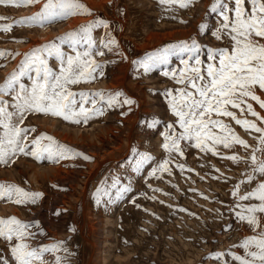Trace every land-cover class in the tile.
<instances>
[{"label": "rangeland", "instance_id": "1", "mask_svg": "<svg viewBox=\"0 0 264 264\" xmlns=\"http://www.w3.org/2000/svg\"><path fill=\"white\" fill-rule=\"evenodd\" d=\"M95 1L96 5H93L88 0H80L91 14L74 15L46 26L15 25L16 21L39 13L46 0L28 7L0 6V16L8 18L0 21V25L13 24L8 33L0 31V52L9 54L0 57V84L18 69L23 55L32 49L58 42L60 37L94 20H104L109 25L107 29L97 27L92 31L96 47L105 53L94 56V59L104 67L97 71L96 79L71 88L75 92L90 94L122 92L124 96L121 99L126 97L134 101L123 107L106 108L103 115L80 123L42 113L29 114L22 125L36 129L29 134V141L41 135L51 136L81 155L51 161L19 154L8 165H0V184L15 185L40 194L35 203L21 205L8 201L7 197L0 199V219L15 217L23 223L36 225L29 230L36 234L31 241L33 245L50 246L63 242L72 254L68 257L70 264H111L120 259L130 260L129 264H220L212 258L215 253L231 251L243 256L244 251L238 245L253 232L230 210L235 203L231 196L233 186L246 179L244 173L247 168L243 163L237 165L189 147L184 157L177 156L170 163L171 175L163 173L162 178L157 179L151 174L157 162L167 158L163 149L164 133L169 131L167 125H174L177 132L182 131L168 105L170 97L164 95L167 90L180 86L163 73L183 66L173 57L170 65L145 71L140 62L190 38L203 46L202 59L205 62L207 48L228 46L226 40H217L212 35L219 23L216 14L210 12L213 0H186L188 8L175 5L174 10L169 11L167 5H160L157 0ZM201 24L207 25L206 31L199 30ZM175 29L179 32L172 37L150 38L153 33ZM109 37L115 40V44L110 45L111 51L103 47ZM62 47L68 50L67 45ZM11 54H15L14 57ZM49 63L56 67L54 58ZM257 94L264 99V94L259 91ZM249 102L264 117V109L255 101ZM97 106L101 104L98 102ZM85 107L90 108L91 104ZM233 111L239 115L238 110ZM248 118L255 119L250 115ZM220 119L230 124L249 145H257L252 136L258 134L248 135L229 118ZM258 126L264 124L258 122ZM64 127L78 132L75 136L70 133L78 143L64 140L59 134L65 132ZM144 155L153 159L136 171V161ZM221 155L246 158L248 152L238 145L234 151L221 146ZM84 156L89 159L84 160ZM179 163L185 164L184 172L176 167ZM247 188V184L241 185V193ZM152 189L161 191L153 192ZM91 225L92 228L89 227ZM0 249L4 255L9 254L3 240H0ZM46 255L52 259L50 254Z\"/></svg>", "mask_w": 264, "mask_h": 264}, {"label": "snow or ice", "instance_id": "2", "mask_svg": "<svg viewBox=\"0 0 264 264\" xmlns=\"http://www.w3.org/2000/svg\"><path fill=\"white\" fill-rule=\"evenodd\" d=\"M37 3L40 0H0V6L17 8ZM158 3L167 5V10H174L175 5L180 8L188 6L185 0H158ZM210 12L219 19L212 35L217 40H226L228 46L207 48V62L202 59L203 46L191 38L170 45L140 62L145 71L168 66L173 57L183 66L163 73L180 86L167 90L164 95L170 97L168 105L182 131L177 132L174 125H167L169 131L164 133L163 142L167 158L157 162L151 174L157 179H161L163 173L171 175L170 163L177 156L184 157L189 147L237 165L243 163L247 168L244 173L246 179L233 186L231 196L235 203L230 210L239 221L246 222L253 235L238 245L244 251L243 256L229 251L215 253L212 258L220 261V264H264V126H258V122L264 124V117L249 102L255 101L264 109V99L257 94L258 91L264 94V0H213ZM80 14H91L80 0H46L39 13L16 21L15 25L46 26ZM6 19L0 16V21ZM12 27L11 23L2 24L0 31L8 33ZM97 27L107 29L109 25L104 20H94L60 37L58 42L32 49L23 55L18 69L0 84V97L8 98L0 99V165H8L19 154L51 161L81 155L56 142L51 136L41 135L29 141V134L36 131L35 128L22 126L29 114L42 113L80 123L81 120L87 122L103 115L106 108L134 103L126 97L121 99L124 96L122 92L90 94L75 92L71 88L96 79L95 74L104 67L94 59V56L105 54L96 47L92 36L93 29ZM199 30L206 31L207 25L201 24ZM112 44H115V40L109 37L103 47L111 51ZM64 45H67V51L62 47ZM7 55L0 52V57ZM11 55L14 57L15 54ZM53 58L56 67L49 63ZM100 75H103L102 71ZM98 102L100 107L97 106ZM86 104H91V107L86 108ZM233 110H238L239 115ZM248 115L255 119H249ZM220 117L234 121L248 135L258 134L252 136L257 145H249ZM44 140L48 143H42ZM237 145L248 152L246 158L221 155V146L234 151ZM83 159L88 160L89 157L84 156ZM152 159L148 155L141 156L136 161L135 170L140 171ZM176 167L181 172L186 170L183 163ZM244 184L248 188L241 193V185ZM39 195L15 185L0 184V199L7 197L8 201L17 205L35 203ZM33 227L37 226L23 223L15 217L0 219V240L6 242L9 252L4 255L0 249V264H70L68 257L72 254L63 242L50 246L33 245L31 241L36 234L29 231ZM46 254H50L52 259Z\"/></svg>", "mask_w": 264, "mask_h": 264}, {"label": "bare ground", "instance_id": "3", "mask_svg": "<svg viewBox=\"0 0 264 264\" xmlns=\"http://www.w3.org/2000/svg\"><path fill=\"white\" fill-rule=\"evenodd\" d=\"M91 4H93V5H96V2L97 1H95V0H88ZM106 1V0H105ZM158 1V0H157ZM186 1V0H185ZM101 2V1H100ZM102 3V2H101ZM98 4V3H97ZM189 4V3H188ZM166 6V5H165ZM97 7V6H96ZM188 8V7H187ZM94 9V8H93ZM151 9V8H150ZM167 9V8H166ZM176 9V8H175ZM184 10V9H183ZM169 11V10H168ZM161 12V11H160ZM173 12V11H172ZM136 14V13H135ZM138 14V13H137ZM168 15V14H167ZM170 15V14H169ZM173 16V15H172ZM160 18V17H159ZM174 19V18H173ZM77 20V19H76ZM75 22H77V21H75ZM74 22V23H75ZM68 23V22H67ZM71 25H72V23H71ZM73 25H75V24H73ZM78 25V24H77ZM157 25V24H156ZM59 26V25H58ZM164 26V25H163ZM73 27V26H72ZM153 27V26H152ZM170 27V26H169ZM159 28V27H158ZM71 29V28H70ZM177 29V28H176ZM174 30V31H166V32H163V33H160V32H158V33H156V34H154L153 32V34L150 36V38H152L153 36H158V37H162V38H167V37H172L173 36V34L175 33V32H179V31H177V30ZM143 31V30H142ZM46 32V31H45ZM133 32V31H132ZM180 32H185V31H182V30H180ZM186 33V32H185ZM179 34V33H178ZM181 34V33H180ZM45 34L43 33L42 34V36H44ZM31 37V36H30ZM45 37H47V36H45ZM153 39H154V37H153ZM164 39H162V40H164ZM42 41V40H41ZM32 45V44H31ZM121 69V68H120ZM120 71V70H119ZM151 76V75H150ZM115 77V76H114ZM126 77V76H125ZM149 78V77H148ZM122 79V78H121ZM145 79V78H144ZM151 79V78H150ZM113 80V79H112ZM109 82V81H108ZM122 82V81H121ZM111 84V83H110ZM150 84V83H149ZM133 86V85H132ZM107 87V86H106ZM109 87V86H108ZM118 88V87H117ZM138 92V91H137ZM145 103V102H144ZM49 119V118H48ZM57 119V118H56ZM128 120V119H127ZM49 122V121H48ZM56 122V121H55ZM55 122H52L54 125H56L55 124ZM69 124V123H68ZM52 125V124H51ZM42 126V125H41ZM57 126V125H56ZM64 126V125H63ZM107 127H104V129H106ZM55 129V128H54ZM69 129V128H68ZM71 129V128H70ZM65 130V127H64V133L63 132H59V134H61V135H63V138H64V140H66L67 142H70V143H78V142H76L75 140H73V136L71 137V135H70V133H73L74 134V136H75V134H77L78 132L76 131V130H73V129H71V130ZM100 129H102V128H100ZM110 129V128H109ZM130 129V128H129ZM96 130V129H95ZM94 130V131H95ZM108 130V129H107ZM101 131V130H100ZM104 131H106V130H104ZM85 132V131H84ZM91 132V131H90ZM108 132H109V130H108ZM113 132V131H112ZM81 133H83L82 132V130H81ZM105 133V132H104ZM72 134V135H73ZM85 134V133H84ZM92 134V133H91ZM108 134V133H107ZM57 135H58V133H57ZM80 135V134H79ZM81 137H82V134L80 135ZM85 136V135H84ZM88 136V135H87ZM62 137V136H61ZM94 138H95V136H93ZM97 137V136H96ZM84 138V137H83ZM90 138V137H89ZM88 138V139H89ZM100 138V137H99ZM107 138V137H106ZM101 139V138H100ZM86 140V139H85ZM93 140V139H92ZM97 140V139H96ZM108 140V139H107ZM84 141V140H83ZM103 141V140H102ZM82 142V141H81ZM80 142V143H81ZM99 142V141H98ZM84 143H87L86 141H84ZM111 143V142H110ZM96 144H97V141H96ZM90 145H91V143H90ZM93 145V144H92ZM79 146V145H78ZM85 146V145H84ZM89 146V145H88ZM96 146V145H95ZM100 146V145H99ZM102 146V145H101ZM101 146L99 147V148H101ZM86 147V146H85ZM84 147V148H85ZM106 147V146H105ZM113 147V146H112ZM115 149H116V147H114ZM119 148V147H118ZM90 149V148H89ZM98 151V150H97ZM100 151V150H99ZM102 151V150H101ZM106 151V150H105ZM104 152V151H103ZM109 152V151H108ZM109 154V153H108ZM96 155V154H95ZM103 156V155H102ZM109 156V155H108ZM110 161V160H109ZM118 162V161H117ZM116 163V162H115ZM119 163V162H118ZM95 166V165H94ZM44 169V168H43ZM48 169V168H47ZM54 170V169H53ZM40 171V170H39ZM43 171V170H42ZM48 171V170H47ZM56 171V170H55ZM63 171V170H62ZM44 172V171H43ZM50 172V171H49ZM35 173H36V171H35ZM38 173V172H37ZM36 173V174H37ZM57 173V172H56ZM46 175V174H45ZM33 176H34V174H33ZM48 175H46L45 177H47ZM62 176V175H61ZM37 177V176H36ZM39 177H42V175L40 174V176ZM44 177V178H45ZM55 177V176H54ZM47 178H49V177H47ZM36 179V178H35ZM46 179V178H45ZM61 180V179H60ZM64 180V179H63ZM36 181V180H35ZM37 182V181H36ZM84 201V200H83ZM82 206V205H81ZM80 206V207H81ZM83 206H84V203H83ZM84 209V208H83ZM83 211V210H82ZM183 213V212H182ZM86 214V213H85ZM88 214V213H87ZM184 215V214H183ZM167 216V215H166ZM187 217V216H186ZM218 220V219H217ZM79 222V221H78ZM82 222V221H81ZM89 227H93L92 225L91 226H89ZM82 228V227H81ZM88 229V228H87ZM245 230V229H244ZM91 232V231H90ZM85 233V232H84ZM88 234V233H87ZM86 234V235H87ZM244 234V233H243ZM83 235H85V234H83ZM180 237H181V235H180ZM92 238V237H91ZM94 238V237H93ZM166 239V238H165ZM100 241V240H99ZM119 242V241H118ZM107 243V242H106ZM86 244V243H85ZM112 244V243H111ZM107 245H109V243L107 244ZM92 246V245H91ZM100 247V246H99ZM98 247V248H99ZM110 247V246H109ZM97 248V249H98ZM111 248V247H110ZM175 248V247H174ZM93 249V248H92ZM130 249V248H129ZM94 250V249H93ZM103 250H105V248L103 249ZM131 250V249H130ZM92 252V251H91ZM95 252V251H94ZM97 252H99V251H97ZM129 252V251H128ZM96 253V252H95ZM182 254V253H181ZM100 255H101V253H100ZM102 256V255H101ZM129 256V255H128ZM127 256V257H128ZM122 257V256H121ZM93 258V257H92ZM103 258H105V257H103ZM119 259H120V257H118ZM126 259V258H125ZM130 259V258H129ZM187 259V258H186ZM90 260V259H89ZM88 260V261H89ZM105 260V259H104ZM121 260V259H120ZM120 260H117V261H115V262H112L111 264H129V261L127 260H122V261H120ZM96 261V260H95ZM100 261H102L101 259H100ZM99 261V262H100ZM170 261V260H169ZM175 261V260H174ZM94 262V261H93ZM98 262V260L96 261V263ZM104 262V261H103ZM106 262V261H105ZM177 262V261H176ZM86 263H88V262H86ZM98 264V263H97ZM100 264V263H99ZM102 264V263H101ZM109 264V263H108Z\"/></svg>", "mask_w": 264, "mask_h": 264}]
</instances>
